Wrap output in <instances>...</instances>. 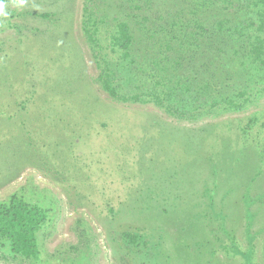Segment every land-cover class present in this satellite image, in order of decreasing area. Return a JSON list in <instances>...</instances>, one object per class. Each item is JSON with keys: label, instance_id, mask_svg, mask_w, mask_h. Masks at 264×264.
I'll return each instance as SVG.
<instances>
[{"label": "rangeland", "instance_id": "rangeland-1", "mask_svg": "<svg viewBox=\"0 0 264 264\" xmlns=\"http://www.w3.org/2000/svg\"><path fill=\"white\" fill-rule=\"evenodd\" d=\"M85 2L2 3L0 200L48 210L40 264H264V93L238 111L186 99L183 117L112 101Z\"/></svg>", "mask_w": 264, "mask_h": 264}, {"label": "trees", "instance_id": "trees-1", "mask_svg": "<svg viewBox=\"0 0 264 264\" xmlns=\"http://www.w3.org/2000/svg\"><path fill=\"white\" fill-rule=\"evenodd\" d=\"M83 13L96 81L112 101L153 102L183 117L186 99L193 111H238L264 93V0H86ZM231 85L242 101L226 95ZM41 111L51 113L49 102ZM47 220L48 210L18 193L0 200L1 258L46 262L39 234Z\"/></svg>", "mask_w": 264, "mask_h": 264}, {"label": "clouds", "instance_id": "clouds-1", "mask_svg": "<svg viewBox=\"0 0 264 264\" xmlns=\"http://www.w3.org/2000/svg\"><path fill=\"white\" fill-rule=\"evenodd\" d=\"M23 4V0H21V5ZM0 15L7 16V13L3 12V4L0 3Z\"/></svg>", "mask_w": 264, "mask_h": 264}]
</instances>
